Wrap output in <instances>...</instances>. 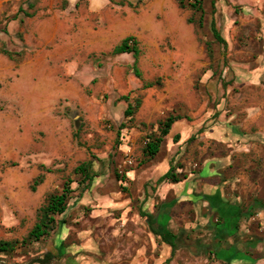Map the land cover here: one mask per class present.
<instances>
[{"label":"rangeland","instance_id":"obj_1","mask_svg":"<svg viewBox=\"0 0 264 264\" xmlns=\"http://www.w3.org/2000/svg\"><path fill=\"white\" fill-rule=\"evenodd\" d=\"M184 2L0 0V239L17 241L0 264H164L142 210L148 195L175 199L158 193L170 166L207 172L217 185L209 201L235 186L246 220L264 210V0H216L215 13L204 0L202 27ZM213 17L227 44L215 39ZM128 35L138 40L137 61L113 53ZM170 114L182 117L171 130L179 139L168 135L147 157L148 136ZM90 160L96 176L85 187L75 168ZM69 179L70 209L48 235L22 243ZM261 225L264 217L251 232L264 243ZM186 239L177 233L178 254ZM194 244L202 252L190 261L207 264L214 242Z\"/></svg>","mask_w":264,"mask_h":264},{"label":"crops","instance_id":"obj_2","mask_svg":"<svg viewBox=\"0 0 264 264\" xmlns=\"http://www.w3.org/2000/svg\"><path fill=\"white\" fill-rule=\"evenodd\" d=\"M176 135L171 136V132L169 133L172 140H174ZM208 163L209 160L206 161V165ZM171 167L162 173L159 178ZM213 170L209 171L208 174L212 173ZM221 170L220 167L215 169V171L220 173ZM205 174L207 172L204 173L202 170L200 173L187 175V178L180 182L163 181L165 184L162 188H159L158 193L162 194L163 198L169 194H174L175 199L169 202L162 203L157 196L151 195L144 198L142 212L151 213L156 218V223L165 226L166 230L175 234L186 232L188 235V239H186L188 240L186 241L187 245L185 247L181 246L179 249L180 254H178L177 245L173 248L171 244L163 242L162 238L151 230L148 217L143 215L150 231L164 245V264H174L175 261H179L180 257H183L184 260H180L179 263L192 264L191 258L197 257V252L201 250L194 243L195 241L200 242V240L207 243L214 242V247L209 249L203 257L205 258L206 256L208 259L207 264H264V250L262 249V244L264 243L256 242L253 239L254 234L251 232V225L254 224L257 218L264 217V210H260L248 220L240 217L242 216L240 209L243 207L245 200L236 193L237 188L235 186L223 191L222 201H213L214 197L211 200L213 202L209 201L210 196H213L216 192L217 185L205 182V177H203ZM191 179L195 180L194 185H187ZM197 190V195L201 193L204 198L201 202H194L193 200L195 198L193 193L197 192ZM184 197L187 200H182ZM216 209L217 212L215 213ZM195 210H198V212L195 213ZM165 213H167V216ZM171 219H173L174 224L170 223ZM242 225H245V227H242ZM261 228L264 229V226L261 225ZM194 234L195 236L192 237ZM183 251L186 252L182 253Z\"/></svg>","mask_w":264,"mask_h":264},{"label":"trees","instance_id":"obj_3","mask_svg":"<svg viewBox=\"0 0 264 264\" xmlns=\"http://www.w3.org/2000/svg\"><path fill=\"white\" fill-rule=\"evenodd\" d=\"M179 4L181 7L186 6L184 0H179ZM187 5L195 12L200 14L198 18V23L202 27L204 25L205 13H206L204 8V0H188ZM30 6L33 7L34 4L31 3ZM216 9H217L216 0H212V12L215 13ZM188 22L189 23L194 22V18L193 17L188 18ZM210 25L215 39L222 44H227V40L221 34L217 26L215 17L212 18ZM208 46H210V43H208ZM3 51L9 54L8 50L3 49ZM113 53L115 54L133 53L137 61L140 54V48L138 46L137 38L133 35L126 36L117 46H115V48L113 49ZM136 73L139 75L138 68L136 69ZM123 97L128 99V96H123ZM139 104L140 101H138L135 106L132 103H129L128 108L125 110V115L127 117H132L136 112V109L139 106ZM181 118L182 117L179 115L170 114L169 116H167L165 120H163L160 123L158 133L154 132L148 136L149 140L146 143V146L144 147V153L146 154L147 157L154 158L157 155V153L160 151L161 145L163 144L165 138L171 132L173 124ZM178 139H179V134H177L174 137L175 141H177ZM75 172L81 176L79 184L85 185V187H89L93 183L94 178L96 176L94 162L90 160L80 163L75 168ZM185 178H187L186 174L180 175L179 173L175 172V169L172 166L165 174H163L158 179V183H161L165 180H169L171 182H180ZM44 180H45V175L43 173H40L38 176H36L31 186L32 190H36L37 187L41 183H43ZM71 182L72 180L69 179L65 183L61 191L49 194L46 203L43 206H41L38 211V220L36 224L30 230L27 237L23 239L22 243L27 242L28 240L38 241L44 236L48 235L57 224L56 216L65 215L67 213V211L70 209V200L73 197L72 193L74 191L73 188L71 187ZM142 215L148 217L151 230L156 235H159L162 238L163 242L171 244L173 248L176 247L177 234L166 230L165 226L163 225H158L156 223V218L151 213L142 212ZM60 222L63 224L66 221L63 218L61 219ZM16 243L17 241L13 242V241L0 239V254H6L8 252H11L14 249ZM47 257H48L47 260L49 261L52 255L47 254Z\"/></svg>","mask_w":264,"mask_h":264}]
</instances>
